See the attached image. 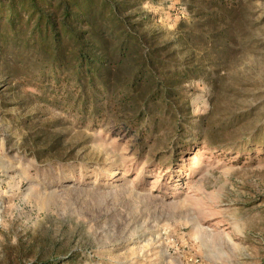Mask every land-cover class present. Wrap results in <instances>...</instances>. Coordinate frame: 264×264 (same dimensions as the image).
I'll return each instance as SVG.
<instances>
[{
  "label": "rangeland",
  "instance_id": "rangeland-1",
  "mask_svg": "<svg viewBox=\"0 0 264 264\" xmlns=\"http://www.w3.org/2000/svg\"><path fill=\"white\" fill-rule=\"evenodd\" d=\"M130 2L181 124L0 60V264H264V0Z\"/></svg>",
  "mask_w": 264,
  "mask_h": 264
},
{
  "label": "trees",
  "instance_id": "trees-1",
  "mask_svg": "<svg viewBox=\"0 0 264 264\" xmlns=\"http://www.w3.org/2000/svg\"><path fill=\"white\" fill-rule=\"evenodd\" d=\"M133 3L0 0V60L11 58L36 85L47 79L58 90L70 86L78 94L74 102L87 97L80 112L127 108L129 127L157 118L179 125L180 109L170 98L181 96L190 70L162 58L151 37L138 31L129 13Z\"/></svg>",
  "mask_w": 264,
  "mask_h": 264
}]
</instances>
